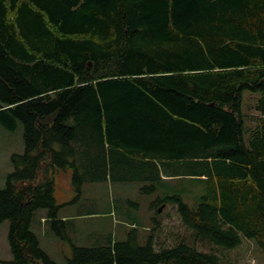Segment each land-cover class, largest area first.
<instances>
[{
    "label": "trees",
    "instance_id": "1",
    "mask_svg": "<svg viewBox=\"0 0 264 264\" xmlns=\"http://www.w3.org/2000/svg\"><path fill=\"white\" fill-rule=\"evenodd\" d=\"M19 122L24 151L0 188L13 258L0 264H59L32 227L46 209L70 238L61 171L77 197L139 183L160 216L124 239L71 240L67 264H243L230 252L246 239L264 257V0H0V123ZM163 205L185 227L171 245L157 239Z\"/></svg>",
    "mask_w": 264,
    "mask_h": 264
},
{
    "label": "rangeland",
    "instance_id": "2",
    "mask_svg": "<svg viewBox=\"0 0 264 264\" xmlns=\"http://www.w3.org/2000/svg\"><path fill=\"white\" fill-rule=\"evenodd\" d=\"M244 110L247 114L253 113V104L256 95L245 92ZM247 138V135H246ZM24 151L23 125L21 122L14 129H8L0 123V188L6 183V177L14 168L12 155ZM71 178L66 171L57 173V198L62 206L60 215L68 221L69 239L57 236L50 227L40 219L47 215L46 209L37 212V220L32 229L36 232L41 246L59 264H67V258L72 254L71 240L76 245L93 246L108 240L109 233H121L126 227H137L147 232L156 224L154 201L157 193L141 191L140 184L135 182H114L111 180L91 182L82 187L81 195L77 197L72 188ZM163 230L157 239L169 245L174 242V233H185V227L176 211V207L159 206ZM143 227V229H141ZM10 221L6 220L0 225V258L10 260L13 258L9 243ZM146 230V231H145ZM231 255L240 259L243 264H264L262 253L251 240H244L237 249L231 250Z\"/></svg>",
    "mask_w": 264,
    "mask_h": 264
},
{
    "label": "crops",
    "instance_id": "3",
    "mask_svg": "<svg viewBox=\"0 0 264 264\" xmlns=\"http://www.w3.org/2000/svg\"><path fill=\"white\" fill-rule=\"evenodd\" d=\"M67 173H68V176L71 178V172L70 171L69 172L67 171ZM61 217L64 219V216H61Z\"/></svg>",
    "mask_w": 264,
    "mask_h": 264
}]
</instances>
